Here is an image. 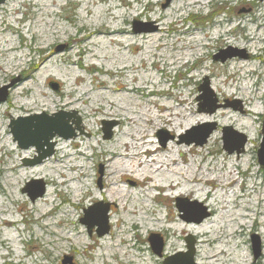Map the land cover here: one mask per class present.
<instances>
[{
	"label": "rangeland",
	"instance_id": "1",
	"mask_svg": "<svg viewBox=\"0 0 264 264\" xmlns=\"http://www.w3.org/2000/svg\"><path fill=\"white\" fill-rule=\"evenodd\" d=\"M247 4H251L253 6L252 9ZM42 5L46 6V13L44 14H40ZM180 5L182 3L179 0H5L3 4H0V23L9 24V26H6L7 30L5 34L11 39V45L20 50L15 52V54H22L20 57L21 61L18 60L19 57L16 59L10 58L9 60L6 56L0 55V64L12 67L16 62H20L22 73L31 74V78H26L22 82V89L15 92L12 91V93L9 87L19 80L20 72L15 71L14 77L11 80L0 79V89L6 87L5 90L0 91V97L6 94V99L0 103V189L3 190V194L5 195L0 197V200L3 202V206L0 208L4 212L10 211L13 218L19 221L17 229H24V233L18 238L15 235L16 251L20 258H15V255L2 249L0 244V264H11L10 261H21L20 264H62L63 257L70 259L66 264H122L119 260H116L115 256L109 257L106 254V257H101L102 243L112 242L114 239L113 234L117 230L109 222V213L113 207L111 203L107 201L102 202L100 197L96 200L81 203L79 201L80 196L76 195L73 197L76 192L77 172L73 169L67 170L62 167L57 169L56 174L52 172L55 171V168H52V162L61 160L59 158L61 155L59 149L58 151L56 150L58 147L63 146L60 143L64 139L54 137L51 140L55 144L53 154L37 165L25 166L22 161L26 158L32 159L36 155L35 148L32 146L25 149L19 148L16 142H13V137L10 133L9 124L18 117L35 113H46L47 115H53L58 112L73 113V117H66L65 120L74 128L75 124L73 121L79 119L81 134L75 131L77 136L66 140L69 145L65 150L74 152L75 149L72 142L79 139L83 141L89 140L90 134H92L94 142H98V147H109L111 140L116 134L123 131L124 127L117 126L115 122L111 128V138L109 140L103 139V132L101 131L102 122L105 121V118H108L103 116V113L90 118L84 105H80V108L83 109L82 111L86 114L85 116L79 111H66L59 106L61 104L60 100L64 101L68 98L69 89L74 90L76 92L74 94L89 89L88 97L92 106H96L95 104L102 101L105 97L114 99L124 109L134 111L132 115L141 113L144 108H153L155 103L162 104L166 101L171 106H174L177 104V98L186 97L189 104L184 106L192 109L197 114L196 120L186 125V127L182 126L181 129L175 130L174 135H170L168 131L162 132L160 135L166 138L167 142L172 141L176 143L177 141L182 143V146L187 150L185 157L188 160L190 171L193 169L198 170V172L203 171V174L207 176H210L211 172L213 174H224L227 171L226 166L229 161L237 162L236 156L240 157V166L243 165L242 168L244 170L250 167L248 172H245L242 176L238 177L235 175L238 177L239 182L236 186H233V189L237 195H244L245 191H249V193L253 191L250 187L255 182L256 185L254 187L257 189L256 191L262 202L256 206L254 204L255 200L252 199L253 194L232 199L229 206L231 212H242L239 208L243 205L249 206V209L254 210V212L250 211L252 214L250 215L251 219L247 220V228L240 238L241 244L238 248L230 249L232 252L227 259L234 258V261L230 260L229 263L225 262V264H236L235 260L240 264H264V167L259 166L257 156V150L260 149V143L262 142L261 130L264 129V116H252V123L254 125L251 127V130L237 129L236 125H234L235 117L240 115L241 109L248 108L254 100L250 99L244 102L246 103L244 105L240 99L228 98L226 92L227 88H229V83H223L226 76L230 73L236 72L235 79L239 78L244 67L238 64L235 65L231 60H236V58L242 59L246 56V53L242 50H235L233 47L227 45L226 42H218L215 39L211 48L203 50L197 47L198 44H202L205 41L203 39L204 33L210 34V38H214L218 32L222 33L224 30H229L238 22H241L242 25L251 30L259 26L258 38L261 40L262 49L258 54L260 58L258 60L247 59L245 62H251L254 67H260V70L258 69L259 72L263 71V73L254 72L252 81L258 84L256 89L264 91V65L260 63L264 61V0H217L211 4L205 2L203 4L191 5L190 7H181ZM178 6H180V9H178ZM97 7H99V10L101 9L100 13L97 12ZM87 11H91L92 14L88 15ZM163 12L166 14L163 20L166 23H169L170 20H178L177 26H181V30L169 29V24H167L161 31L159 40L157 38L149 40L141 38L146 33H155L153 31H155L157 23L153 21V18ZM116 14H119L120 17L113 18V15ZM96 17L104 20V23L109 22L115 26L122 27L125 33H127L124 36L125 41L123 43L115 42V40L121 37V34H117L114 36V41L106 39L103 43L104 48H101L94 42V37L85 35L84 31L81 32L84 25L91 29L92 26L88 20L91 18L95 19ZM238 18L240 19L238 20ZM1 25L0 28L5 26ZM43 25L47 27L46 29L49 33L53 32L49 36L52 41L56 40L48 42L45 48L48 52L59 55V57L55 58L51 64H47V69L45 68L46 65H44L43 71H38L31 67V63L32 59L38 60L41 54L38 45H40V42L45 37L43 31L39 33V30H43ZM134 28L139 29L138 33L133 32ZM185 28L189 31H182ZM237 28V35L235 37L228 35L226 38L228 42H232L233 44L236 41L242 42L239 36L243 31L241 27ZM60 29L65 31V34L62 35L64 39L61 41L67 40L69 43H72V50L66 49L67 47H65L63 42H58L59 39L54 37L57 35L56 31L60 33ZM13 31L15 33H12ZM38 34L41 37H34ZM158 45L160 46L157 47ZM191 45H193L192 48H190ZM203 53L202 57L204 61L200 62L197 58ZM187 54H190L188 59L184 57ZM217 55L222 57H226L227 55L236 56L226 58L225 62L221 63L220 61L213 60ZM154 59H162L160 69L164 68L167 71L166 74L161 75L160 73H156L152 64ZM185 61L187 62L185 63ZM119 62L123 63L119 65ZM122 65L127 66V72L125 74H117L116 72L121 69ZM148 72H152L155 77L146 75ZM206 74L209 76H206ZM205 78L213 94L210 96V99H215L216 104L223 105L212 114L199 111V103H202L203 100L198 99V97L203 92L199 91L198 87L203 83ZM101 81L106 83L108 90L99 87ZM213 81L216 83L215 89L211 87L210 82ZM122 82L127 83L128 86L136 85L137 87L145 86L149 89L155 88L158 92L149 97H139L137 94L116 91L118 89L117 86ZM49 83H56L55 91L52 90ZM23 87L29 89V92H25ZM234 87H243V84L238 82ZM165 89L169 90L174 97L168 96V91ZM62 94L63 97L60 96ZM69 95L73 96V94ZM15 102L20 104L29 103L31 105L33 103V106L36 107L32 111L24 113L11 108L7 109L13 106ZM44 109L45 111H43ZM180 110H183V108L180 107ZM85 122H89L88 125L90 127L86 126L88 130L83 129V123ZM207 123H214L216 129L211 132L206 142L198 147L193 143L186 145L184 139L186 137H194L197 132L207 129L198 127ZM151 124L148 123V126ZM229 126L237 133H241L246 137V142L243 145L244 149L240 154H236L235 152L227 154L222 147L221 132L224 127ZM187 127L188 130H186ZM129 130L130 133H135L134 127ZM182 131L183 133L179 137V133ZM152 135H155L154 140H159L155 130L152 132ZM55 140H58L57 143ZM208 153H210L207 158L208 162L203 161L201 157ZM88 154H92L91 148ZM244 154H247L248 157L245 166L243 164V158L245 157L242 156ZM75 158L78 159H75L73 163L77 164V161L80 164L84 163L85 159L83 156H76ZM175 158L179 159L180 156L176 154ZM89 164V169L86 172V183L89 186L87 188L89 189V194L92 192L98 193L103 186L104 169L103 166L98 164L96 157H91ZM15 165L24 170L21 178L16 177L10 169V167ZM178 167L183 170L186 166L179 164ZM60 170L74 179L65 185H58L55 191L53 190L50 193L49 197H46L44 192L43 195L31 201L27 193L23 192V188L32 180H41L44 183L46 191V187L50 183H54L55 180L57 182L63 180L58 175ZM253 173L258 175V180H254ZM11 175L17 178L15 185H11L9 182L8 178ZM241 182H245V188L240 187ZM120 185L129 187L131 190H136V185L132 180L124 179ZM54 187L51 186L53 189ZM206 190L211 191V196L204 199L206 205L211 204L210 208L201 202L192 200L193 196L191 194L188 198L183 196L179 198L195 201L200 204V207L196 205L188 207L190 212H194V217L199 218L202 214L201 209L204 207L208 215L202 220L218 222L214 218L225 214L220 221L223 224V221L228 219L226 216L228 212H223V209L220 212L218 211L216 215H210L209 212L211 208L216 209V201L213 200H219L217 196L220 191L218 188H213L212 186L206 188ZM158 192L154 193L157 194ZM14 193L19 198L17 201H9L8 198ZM50 198L54 200L53 205L58 206L57 209L50 211ZM177 200V198H171L165 201L162 197L157 196V198L152 199L151 204L157 208V211H160V215L164 220H166V216H170L173 221L180 219L187 222L181 218L182 212L178 210L179 204L184 203ZM97 202L109 206L107 212L109 230L101 237H98L95 233L96 225H94L89 235L86 225L80 222V219L86 213L89 214L88 218L92 222L96 219L94 216L96 210L93 209L91 211L90 208ZM18 210H20L19 213H17ZM42 210L50 212L45 219H40V222L35 221ZM21 218H23L22 221H20ZM254 219L258 223L253 227ZM64 221L66 222L64 223ZM190 222L194 221L190 220L187 223ZM42 223L50 224L51 227L49 228L55 230V234L51 233L50 235V231L46 227H42ZM170 223L169 221L164 225L169 226ZM63 225L66 226V229ZM67 233L77 241V245L73 251L66 242L58 239L59 236L68 235ZM151 233L158 234L162 238L163 248L160 256L154 254L150 247L148 236ZM219 235L217 234V236ZM252 236H257V240L260 242L261 255L256 260L253 258L251 249ZM188 237H192L194 240L193 261L196 264H201L198 263L197 256L195 257L196 247L199 244L193 235H189L188 231H183L180 235L177 234L174 240L179 247L176 250L169 251L166 245L170 238L159 229L148 230V232L142 234L137 233L132 237V243H137L138 250L133 253V263L131 264L142 263L141 258L143 257L140 254L142 256L144 254V258L150 259L149 264H164L171 256L178 252L186 251L185 239ZM2 238V233H0V240ZM219 241L223 245V249L225 248L224 242L228 244L226 248L229 249L231 248L230 243L239 241V237L234 234ZM117 244V247L122 249V244ZM220 244L214 243L213 246L207 248L213 254ZM237 250L239 253L236 256L235 252ZM224 256L216 254L215 258L218 259V263L216 264H222L226 258ZM242 258H244V261H242ZM200 262L206 261L200 260Z\"/></svg>",
	"mask_w": 264,
	"mask_h": 264
},
{
	"label": "bare ground",
	"instance_id": "2",
	"mask_svg": "<svg viewBox=\"0 0 264 264\" xmlns=\"http://www.w3.org/2000/svg\"><path fill=\"white\" fill-rule=\"evenodd\" d=\"M182 6L190 7L191 5H197V4H203V3H212L217 0H179ZM203 1V2H202ZM226 1V0H225ZM180 6H178V9H180ZM252 9L251 4H247ZM98 13H100L101 9ZM40 14L46 13V6L42 5L40 8ZM178 11V10H177ZM87 14H92L91 11H87ZM119 15V14H118ZM113 15V18L120 17ZM261 16V14H259ZM123 16V15H121ZM166 14L160 13L158 16L153 18V21L157 23L155 33L149 32L143 35L141 38L149 40L151 38L157 40L160 39V33L163 30V28L169 24L168 28L172 30H181V26H177L178 20H170L169 23H166L163 19L165 18ZM96 17L95 19H89L92 28L89 29L87 26L84 25L81 32L84 31L85 35L89 37H94L95 43L99 45V47L104 48V41L106 39H109V41H114V36L117 34H121V37L116 41L118 42H124V36L127 35L125 33L124 29L120 26H115L109 22L104 23V20H100ZM240 18H238L239 20ZM183 21V20H182ZM229 22V20H227ZM5 25L3 28H0V55L6 56L7 58H13L16 59L22 56V54H15V52L20 51L17 47L14 45H11V39L8 38V36L5 34L6 32V26H9V24H5L4 22H1L0 25ZM2 26V25H1ZM44 26V25H43ZM237 27H241L243 33L239 36V38L242 40V42L236 41L235 44L232 42H228L226 38L228 35L231 37H235L237 35L236 30ZM47 27H43V30H39V33L43 31L44 39L42 42H40V45H38V48L40 49V56L38 60L32 59L31 67L34 70L43 71V66L46 65V69L48 68L47 64H51L54 59L58 58L59 55H55L54 53L48 52L46 50V46L48 42H53L56 40H53L49 37L50 34L53 32L47 31ZM231 28V27H230ZM259 26L254 27L253 30H251L248 27H245V25H242L241 22H238L235 24L234 27H232L229 30H224L222 33L218 32L214 38H210V34H203V39L205 40L202 44H198L197 47H200L201 49H208L211 48V45L213 43V40L215 39L218 42L225 43L231 47H233L235 50H242L246 53V56L244 58H236V60H231L232 63L235 65L243 66L244 69H242L239 78L236 80V72L230 73L226 76V79L223 81V83L227 84L229 83V88H227V97L233 98V99H240L244 105L249 101L250 99H253L254 101L249 105L248 108H243L240 110V115L235 117L234 119V125H236L237 129H244V130H251V127H253L252 123V116L254 115H262L264 116V91H259L257 88L258 84H256L254 81H252V75L254 72H259L260 67L256 68L253 66L251 62H245L247 59L250 60H258L260 58L259 51H261V40L258 38L259 33ZM182 31L188 32L189 30L187 28L182 29ZM19 32V31H18ZM56 31L57 35H55V38H58V42H63L66 49L72 50V43H69L66 41H61L64 39L62 36L65 34V31L59 30ZM12 33H15L13 31ZM21 35V33H19ZM51 34V35H52ZM160 35V36H159ZM34 37H41L40 34L34 36ZM111 39V40H110ZM158 45L157 47H159ZM193 45L190 46L192 48ZM149 51V50H148ZM192 51V50H191ZM205 53V52H204ZM203 54L199 55L197 58L198 61L202 62ZM190 54L185 55L184 57L188 59ZM162 62L161 60L154 59L152 61V64L154 65L153 69L156 71V73H160L161 75L166 74V70L164 68L160 69V64ZM187 61H185L186 63ZM123 62H119V65H121ZM262 65H264V61L260 62ZM20 62H16L12 67H8L6 65L0 64V79L5 78L7 80H11L14 77V72L18 71L19 73V80L12 84L9 87V90L13 92L18 91L22 89V82L26 78H31V74L29 73H22L23 71L20 70ZM116 73L117 74H125L127 72V66L122 65ZM58 69V68H57ZM259 69V70H258ZM126 70V71H125ZM103 72V70H102ZM40 73V72H39ZM259 73H263L259 72ZM149 77L153 76V73L148 72L146 73ZM208 74H206L207 76ZM209 76V75H208ZM66 79V78H65ZM241 82L243 84V87H234L236 86V83ZM212 89H215L216 83L210 82ZM152 84V82H150ZM100 88L107 89L106 83L104 81H101L99 84ZM118 89L116 91H125L126 93H133L137 94L139 97H149L152 95H155L158 90L155 88L149 89L148 87L141 86L137 87L136 85H130L128 86L127 83L122 82L119 83L117 86ZM25 92H29V89L24 88ZM168 91V96H172V93ZM74 90L69 89V94H73V96L67 95L68 98L64 101L60 100V107L64 110H76L79 111L82 115L84 114L83 109L80 108V105H84V107L87 108V111L90 116V118H94L98 116L99 114L103 113L102 115L105 117L104 120L106 122L115 121L117 126L124 127V130L119 132L115 135V137L111 140V144L109 147H98V142H94V139H92V134H90V139L83 141L82 139H79L77 141L72 142L74 144V152H69L68 150H65V148H68V145L66 140H63L60 144H62V147H58L56 151L60 152V159L59 161L52 162V168H55L54 172L57 173V169L59 167H62L63 169H73L77 172V183L75 186V194L74 196H80V202L84 203L85 201H92L98 199L100 197V200L107 201L111 203L113 206L111 208V211L109 213L110 217V224L117 228L115 233L113 234V241L112 242H105L102 243L101 246V257H106V254L109 257H116V260H119L122 264H131L133 263V253L138 250L137 243H132V237L135 234H142L144 232H148V230H160L164 234L170 238V240L167 242V249L170 250H176L179 246L177 245V242H175L174 237L180 235L183 231H188L189 235H193L197 239L198 245L196 247L195 251V257L198 261V263L201 264H216L218 263V259H216V254L222 255L226 257L224 259V262L222 264H225V262L229 263L230 260L234 261V258L227 259L229 254H231L232 251L230 249L238 248L240 243V238L245 233V230L247 228V220L251 219L250 213L254 212V210H250L249 206L243 205L239 209L242 212H236L230 211L229 206L231 205L232 199L235 198H241L245 195L253 194V200H255V205H259L262 202V199H260L258 192L256 191L254 185L256 183L254 182L253 186L250 187V189H253L252 192L249 193V191H245L244 195H237L235 193V190L233 189V186H236L239 182L238 177L242 176L245 172H248L250 167H247L248 169L242 168L243 165L240 166V157L236 156L237 162L234 163V161H229L226 166V173L224 174H213L210 173V176H207L206 174H203V171L198 172V170L193 169L192 171L189 170L188 160H186L185 154L187 150L185 147L182 146L181 142H172L168 141L165 142L164 145L161 144L159 140H154V136L152 135V132L156 131V136L160 131H168L170 135L175 134V130L181 129L182 126L189 125L192 122H194L197 118V114L190 108H187L184 105L189 104L188 99L186 97L184 98H177L176 102L177 104L174 106H171L168 102L155 103L153 108H144V110L141 113H137V115H132L134 111L132 110H126L124 109L119 102H116L114 99L111 98H103L102 101L95 104L96 106H92V103L89 102V89L84 90L82 92H78L77 94ZM63 97V94L60 95ZM174 99V98H173ZM172 99V100H173ZM39 104V103H38ZM52 105V103H50ZM36 105V104H34ZM33 103L32 105L29 103H16L13 106L8 107L7 109H15L16 111L20 113L32 111L34 109ZM180 107L183 108V110H180ZM45 111V109L43 110ZM141 117V118H139ZM140 121V122H138ZM89 123V122H88ZM87 122L83 123V129H87L90 127ZM148 123H152L150 126H148ZM135 128V133H130L131 128ZM188 130V127L186 128ZM179 133V137L181 134ZM82 140V141H81ZM56 143L58 140H55ZM61 141V140H60ZM84 146V147H83ZM92 150V154H88V151ZM176 154L180 156V158H175ZM210 153L203 155L201 159L203 161L208 162V156ZM76 156L84 157V163L80 164L79 161H77V164L73 163ZM244 160V166L247 162V154L242 155ZM241 156V157H242ZM91 157H96L98 159V164L103 166V183H102V189L96 192H92L89 194V189L87 187L86 183V172L89 169V162L91 160ZM58 162V163H57ZM210 163V162H209ZM183 164L186 167H184L183 170H181L178 165ZM61 165V166H59ZM209 165V164H208ZM220 168V167H219ZM12 173L16 177L21 178L23 176L22 173H24V170L21 167L18 166H12L10 167ZM218 169V168H217ZM219 170V169H218ZM58 175L63 178V180L57 182L55 180L54 183H50L49 186H47L46 191L44 195L49 197L50 193L57 188L58 185H65L70 180L74 179L72 176H68L65 174L62 170L58 172ZM237 175V176H235ZM254 180H258V175L256 173H253ZM9 182L11 185H15L17 178H15L13 175L9 176ZM82 179V181H80ZM132 180L134 184L136 185V190H131L129 187H123L120 185V183L124 180ZM79 180V181H78ZM245 182L240 183V187L245 188L244 185ZM258 184V183H257ZM51 186H55L54 189L51 188ZM212 186L213 188H218L220 191L219 195L217 196L219 200L214 199L213 201H216L217 207L216 209L211 208L209 210L210 215H216L218 211L223 209V212H228L226 214L227 220L223 221V224L220 223L221 219L225 214L219 215L214 218V220H218V222H209L207 220H202L199 223L195 222H184L182 220L173 221L171 217H165L162 218L160 215V211H157V208L153 204H151L152 199L157 198V196L162 197L165 201L171 198H177L180 196H183L185 198H188V196L191 194L193 196L192 200H196L198 202L205 204V198L211 196V191L206 190V188H209ZM247 189H249L247 187ZM249 189V190H250ZM159 191L157 194L154 192ZM264 195V194H263ZM5 196L3 194V190L0 189V197ZM18 195L15 193L12 194L8 200L9 201H17ZM142 198V200H141ZM50 211L57 209V205L54 204V200L50 198ZM143 205V206H142ZM210 203L206 206L210 208ZM3 206V202L0 200V207ZM50 211H41L39 213V216L35 219V221H39L40 219H45V217L49 214ZM246 211V212H245ZM20 210L17 211L19 213ZM67 212V211H66ZM258 212V211H257ZM152 217V218H151ZM23 218L20 219L22 221ZM171 222L169 226L164 225L167 222ZM253 227L258 223L256 222V219L253 220ZM19 221H16L12 213L10 211L1 210L0 208V233H2L3 238L0 240V244L2 249L5 251H8L10 254L15 255V258H20L19 254H17V244L15 242V235L16 238L21 236L22 233H24V229H17V224ZM66 221H64L65 223ZM68 222H70L68 220ZM64 226V225H63ZM42 227H46L51 233L55 234V230L49 228L51 227L50 224L42 223ZM66 229V226H64ZM47 230V231H48ZM218 232V233H216ZM131 233V234H130ZM68 234V233H67ZM217 234H220L217 236ZM236 234L237 237H239V241L237 242H231L230 246L231 248L227 249L226 246L227 243L224 242L225 248L223 249V245L220 244V239H225L229 237L230 235ZM61 241H64L67 243V245L73 249H75L77 245V241L75 238H72L69 234L68 235H62L58 237ZM117 243L122 244V249L117 247ZM214 243L220 244V246L216 249V252L211 254V252L208 250L207 247L213 246ZM238 250L235 252L236 256L238 255ZM242 254V252H241ZM243 255V254H242ZM142 263L139 264H149L148 258H144V254H140ZM9 257V255H7ZM200 260H205L206 262H200ZM242 261H244V258H242ZM21 262V261H20ZM19 261L13 262L10 261L11 264H20ZM236 264H240L239 262L235 260Z\"/></svg>",
	"mask_w": 264,
	"mask_h": 264
},
{
	"label": "water",
	"instance_id": "3",
	"mask_svg": "<svg viewBox=\"0 0 264 264\" xmlns=\"http://www.w3.org/2000/svg\"><path fill=\"white\" fill-rule=\"evenodd\" d=\"M262 1V0H259ZM5 0H0V4H3ZM139 29H133L134 33H138ZM238 55V54H236ZM236 55H227L226 57H222L220 55L215 56L213 60L220 61L221 63L225 62L226 58H231ZM51 85L52 90H56V83H49ZM6 87L0 89L5 90ZM199 91L203 93L198 97V99H202L203 102L199 103V111L212 114L217 108L222 107V104H216L215 99H210L212 96L211 89L209 88V83L205 78L203 83L198 87ZM6 99V94H3L0 97V103H2ZM73 113H64L58 112L53 115H47L46 113H35L32 115L18 117L16 120L11 121L9 124L10 133L13 137V142L15 141L17 146L21 149H25L28 147L35 148V156L30 159L26 158L22 161V163L26 165H37L42 162L47 157H50L54 152V143L51 141L54 137H61L62 139L68 140V138H75V131L81 133L80 122L79 119H75L73 122L75 127L72 128L68 122L65 120L66 117H73ZM103 126L101 130L103 131V138L110 139L112 135L111 127L115 124L113 121L110 122H102ZM200 128H207L205 130L197 132L194 137H186L184 139L185 144L193 143L195 146L203 145L208 136L216 129L214 123H207L205 125H199ZM161 132L158 133L159 139H161V144L164 145L167 141L166 138L161 137ZM262 142L260 143V149L257 150L258 163L260 167H264V129L261 130ZM222 147L230 154L235 152L236 154H240L244 149V143L246 142V137L241 133H237L231 126L224 127L222 129ZM237 137V138H236ZM182 138V137H181ZM23 192L27 193V196L31 201H34L38 196L43 195L45 192L44 183L41 180H32L30 183H27L25 188H23ZM178 202L184 203L179 204L178 210L182 212L181 218L186 220L187 222L194 221L199 223L204 217L208 215L205 212V208L201 207L202 214L201 216L194 217L193 213L190 212V206L196 205L200 207L195 201H187L184 198H178ZM91 211L96 210L94 216L96 219L92 220L88 218L89 214H85L80 222L86 225V229L88 230V234L90 235L92 232V228L96 225L95 233L98 237L105 235L108 232V217L107 212L109 210V206L107 204H102L101 202H97L90 208ZM255 239V240H253ZM148 241L150 247L154 254L160 256V252L162 250L163 241L161 236L158 234H149ZM186 242V251L178 252L177 254L171 256L167 259L164 264H196L193 261V253L195 250L194 240L192 237H188L185 239ZM252 253L253 258L256 260L260 255V242H258L257 237H252ZM70 259L68 257H63L61 261L62 264H66Z\"/></svg>",
	"mask_w": 264,
	"mask_h": 264
}]
</instances>
